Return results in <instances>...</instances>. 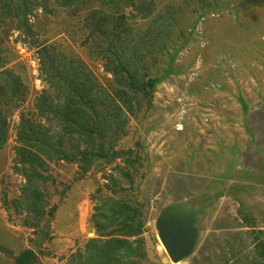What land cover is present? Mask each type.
<instances>
[{
  "label": "rangeland",
  "instance_id": "rangeland-1",
  "mask_svg": "<svg viewBox=\"0 0 264 264\" xmlns=\"http://www.w3.org/2000/svg\"><path fill=\"white\" fill-rule=\"evenodd\" d=\"M150 1L155 13L148 19L130 8L122 11L140 48L154 35L150 26L167 27L155 45L150 40L140 55H128L137 77L155 79L149 107L147 97L140 109L131 100L126 135L118 144L134 151L135 167L117 160L82 174L75 164L51 163L44 191L56 210L37 234L12 201L25 183L17 156L19 113L33 110L35 96L48 88L38 50L55 46L82 64L92 81L113 90V75L84 28L88 11L107 4L81 0L59 8L50 0L51 12L38 8L29 16L32 34L13 30L10 21L0 23L6 66L28 90L21 109L8 115V138L0 150V264H13L28 248L38 253L39 264H70L89 240L107 239L91 216L97 204L117 197L139 204L143 228L131 240L142 241L143 257L136 264H168L156 220L177 203L203 211L185 264H264V0ZM107 184L118 194L105 189ZM44 230L47 240L40 235Z\"/></svg>",
  "mask_w": 264,
  "mask_h": 264
},
{
  "label": "trees",
  "instance_id": "trees-1",
  "mask_svg": "<svg viewBox=\"0 0 264 264\" xmlns=\"http://www.w3.org/2000/svg\"><path fill=\"white\" fill-rule=\"evenodd\" d=\"M52 1L56 7L72 8L81 0ZM101 1L107 4V8L88 11L84 28L87 39L104 61L105 71L113 75L116 88L109 91L92 81L85 67L75 58L45 44L39 48L38 58L48 88L35 96L33 110L19 113L17 156L25 183L20 196L12 204L24 211L23 223L36 234L43 228L41 222L45 221L46 226L50 224L56 210V206H48L44 191V184L51 180V163H72L85 174L96 165L121 160L125 166L135 167L137 161L132 156V149H121L118 144L126 135V112L133 109L131 100H136L140 109L144 105L142 100L147 97L149 107L155 79L147 75L137 77L127 63L132 59L128 55H140L139 49L148 45L150 40L155 45L156 37L167 27L160 24L150 26L148 33L154 35L146 37V41L143 39L140 48L133 40L132 28L122 11L130 8L142 19H148L155 13L152 1ZM38 8L51 12L50 0H0V23L10 21L13 30L32 34L29 16ZM142 57L138 59L142 60ZM6 64L5 52L0 48V150L8 138V115L13 108L21 109L28 91L22 78ZM116 167L129 176L122 166ZM110 182L117 186L113 179ZM106 188L112 194H118L108 184ZM122 190L127 189L123 187ZM138 205H131L122 197L114 201L105 199L97 204L91 222L107 239L89 240L84 252L71 255L70 264H136L143 257L139 251L142 241L131 240L138 237L143 228ZM107 221L112 226L117 225L118 229L113 232L106 228ZM48 232H40L44 240L50 238ZM13 264H39L38 253L33 248L24 249L15 256Z\"/></svg>",
  "mask_w": 264,
  "mask_h": 264
},
{
  "label": "water",
  "instance_id": "water-1",
  "mask_svg": "<svg viewBox=\"0 0 264 264\" xmlns=\"http://www.w3.org/2000/svg\"><path fill=\"white\" fill-rule=\"evenodd\" d=\"M202 210L192 204L177 203L164 209L156 220V230L169 258L168 264H185L197 244L198 218Z\"/></svg>",
  "mask_w": 264,
  "mask_h": 264
},
{
  "label": "bare ground",
  "instance_id": "bare-ground-1",
  "mask_svg": "<svg viewBox=\"0 0 264 264\" xmlns=\"http://www.w3.org/2000/svg\"><path fill=\"white\" fill-rule=\"evenodd\" d=\"M163 247V246H162ZM164 248V247H163Z\"/></svg>",
  "mask_w": 264,
  "mask_h": 264
}]
</instances>
